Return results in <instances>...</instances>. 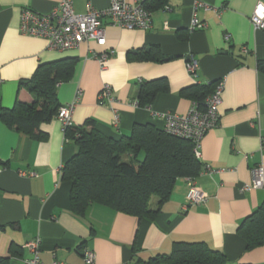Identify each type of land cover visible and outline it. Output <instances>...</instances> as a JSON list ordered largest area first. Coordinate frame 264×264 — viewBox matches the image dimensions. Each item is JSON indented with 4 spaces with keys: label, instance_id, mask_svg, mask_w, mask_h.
Instances as JSON below:
<instances>
[{
    "label": "crops",
    "instance_id": "crops-1",
    "mask_svg": "<svg viewBox=\"0 0 264 264\" xmlns=\"http://www.w3.org/2000/svg\"><path fill=\"white\" fill-rule=\"evenodd\" d=\"M59 1L0 0V112L17 101L31 103L34 95L21 84L40 65L61 62L71 66L54 84L57 103L74 104L73 126L93 120L95 129L112 140L129 136L134 125L164 131L163 115L189 112L195 100L182 92L190 87H214L210 95L222 84L219 118L198 148L199 173L177 179L158 209L152 197L149 209L155 214L142 218L99 204L83 215L72 212L71 184L62 174L76 147L65 138L57 113L30 135L0 121V260L24 264L31 258L25 245L38 238L41 264H83L87 251L91 264H142L170 254L174 243H203L221 252L226 264H264V243L246 250L238 234L243 221L264 204V186L242 190L254 168L264 173V71L258 66L264 62V33L251 24L256 4L264 0H147L148 29L104 22V48L89 42L51 52L46 40L20 33V18L25 9L48 14ZM109 4L73 0V11L83 15ZM193 19L206 27L191 29ZM151 47L157 48L159 61L129 56ZM106 49L114 54L102 66L93 52ZM191 58L198 62L195 78L187 73ZM161 79L166 91L139 106L140 86ZM104 85L110 86L111 102L98 100ZM187 178L195 179L207 200L185 210Z\"/></svg>",
    "mask_w": 264,
    "mask_h": 264
},
{
    "label": "trees",
    "instance_id": "trees-1",
    "mask_svg": "<svg viewBox=\"0 0 264 264\" xmlns=\"http://www.w3.org/2000/svg\"><path fill=\"white\" fill-rule=\"evenodd\" d=\"M158 54L156 47L129 52L130 57L146 61H159ZM70 66L61 62L40 65L32 78L21 84L34 95L33 101H17L12 109L2 110L0 121L30 135L39 123L50 120L60 107L54 84L59 75L70 73ZM258 66L264 71V62ZM213 88L190 87L182 94L200 105ZM166 89L164 79L142 84L138 105L148 106L157 93ZM63 134L76 147V153L63 167L62 177L71 184L70 205L77 215H83L91 204H99L138 218L153 216L155 213L149 209L152 197L157 198L158 209L168 200L177 179L194 177L200 170L191 142L150 124L134 125L129 136L118 141L100 134L90 119L81 126L65 128ZM238 234L246 250L264 243V204L243 221ZM0 264H6V260H0ZM142 264H226V259L203 243H174L170 254L157 255Z\"/></svg>",
    "mask_w": 264,
    "mask_h": 264
},
{
    "label": "built area",
    "instance_id": "built-area-1",
    "mask_svg": "<svg viewBox=\"0 0 264 264\" xmlns=\"http://www.w3.org/2000/svg\"><path fill=\"white\" fill-rule=\"evenodd\" d=\"M147 0H110L107 9L96 11L90 8L83 15L75 14L73 11V0H60L59 3L48 14H37L29 9L21 12L19 31L24 36L41 38L46 40V49L54 52H65L75 50L84 43L92 42L98 47H105L106 40L103 23L108 22L111 26L132 29H148L150 25V13L145 8ZM170 11V7L165 8ZM251 24L253 28L264 33V2L259 1L252 13ZM205 24L199 23L197 19L191 22V29L201 30ZM228 40V36L225 37ZM112 50H105L93 55L104 66L109 58L113 56ZM187 73L195 78L198 62L191 58L187 63ZM222 84L219 83L214 91L198 105L191 103L189 112L185 115L165 114L163 119L164 132L177 139L189 141L194 146L196 158L199 156L198 148L205 135L212 130L219 118L218 106L221 102L220 96ZM98 100L103 102L112 101L110 86L104 85L98 95ZM74 104L61 106L57 110L56 118L61 123L63 130L72 126V112ZM118 116L113 118V125L117 124ZM261 148L264 146V135L261 137ZM253 178L249 185L243 187V191L262 189L264 186V173L261 167L254 168ZM187 196L184 209L200 205L206 202V195L197 187L195 179L187 178ZM40 239H36L25 245L30 252L31 258L24 264H41L39 259ZM92 254L85 252L83 264H91ZM52 264H62L53 262Z\"/></svg>",
    "mask_w": 264,
    "mask_h": 264
},
{
    "label": "rangeland",
    "instance_id": "rangeland-1",
    "mask_svg": "<svg viewBox=\"0 0 264 264\" xmlns=\"http://www.w3.org/2000/svg\"><path fill=\"white\" fill-rule=\"evenodd\" d=\"M140 158H142V157H140Z\"/></svg>",
    "mask_w": 264,
    "mask_h": 264
}]
</instances>
